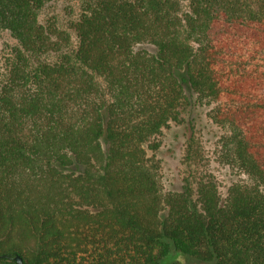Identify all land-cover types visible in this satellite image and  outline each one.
I'll list each match as a JSON object with an SVG mask.
<instances>
[{
  "label": "trees",
  "instance_id": "trees-1",
  "mask_svg": "<svg viewBox=\"0 0 264 264\" xmlns=\"http://www.w3.org/2000/svg\"><path fill=\"white\" fill-rule=\"evenodd\" d=\"M50 1L0 0V264H264V0ZM184 86L219 134L170 189Z\"/></svg>",
  "mask_w": 264,
  "mask_h": 264
},
{
  "label": "rangeland",
  "instance_id": "rangeland-1",
  "mask_svg": "<svg viewBox=\"0 0 264 264\" xmlns=\"http://www.w3.org/2000/svg\"><path fill=\"white\" fill-rule=\"evenodd\" d=\"M78 9L79 5L76 1L52 0L41 9L39 17L44 18L49 15H55L59 23L65 26L71 18L75 17L79 11ZM11 44H14V40L7 32H2L0 36V57ZM145 47L150 50L153 49L150 45H145ZM177 74L181 77L184 72L180 71ZM184 91L190 99L189 111L185 116L186 121L180 124H172L169 128L163 130L160 146L155 152L156 157L161 161L165 187L170 189H179L184 182L187 166L184 163L183 156L188 137L194 133V136L203 144L205 154L209 155L208 149L212 147L219 134L218 127L207 116L208 108L196 105L192 92L186 86H184ZM210 167L219 182L225 183L231 178L228 170L219 169L217 164L211 159ZM175 257L182 264H195L192 259L180 256L177 252H172L161 258L159 264H169Z\"/></svg>",
  "mask_w": 264,
  "mask_h": 264
},
{
  "label": "water",
  "instance_id": "water-1",
  "mask_svg": "<svg viewBox=\"0 0 264 264\" xmlns=\"http://www.w3.org/2000/svg\"><path fill=\"white\" fill-rule=\"evenodd\" d=\"M3 256L5 255L3 254ZM12 258L17 262V264H23L22 257L19 254L13 255Z\"/></svg>",
  "mask_w": 264,
  "mask_h": 264
}]
</instances>
